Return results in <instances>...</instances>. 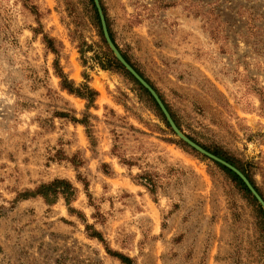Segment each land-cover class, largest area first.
Segmentation results:
<instances>
[{
  "label": "rangeland",
  "instance_id": "374dc122",
  "mask_svg": "<svg viewBox=\"0 0 264 264\" xmlns=\"http://www.w3.org/2000/svg\"><path fill=\"white\" fill-rule=\"evenodd\" d=\"M101 2L178 128L239 162L264 196V0ZM100 45L88 0H0V264H123L85 223L133 264H264L255 204L210 158L168 141L179 137L137 85L90 59ZM57 62L76 86L88 76L92 104L61 89ZM58 112L87 114L93 144ZM56 177L77 188L76 213L62 198L16 200Z\"/></svg>",
  "mask_w": 264,
  "mask_h": 264
},
{
  "label": "trees",
  "instance_id": "16d2710c",
  "mask_svg": "<svg viewBox=\"0 0 264 264\" xmlns=\"http://www.w3.org/2000/svg\"><path fill=\"white\" fill-rule=\"evenodd\" d=\"M88 3L90 5V9L92 12V19L98 29V34L100 37V42L101 45L99 46V52H96V54L91 57L90 59L94 60L96 62V64H98L102 69H107L110 71H114V72H118V73H123L125 76L129 77L138 87V90L140 91L141 94L147 96L149 98V100H151L152 104L154 105V107L156 108V110L158 111L159 116L162 118V120L164 121V123L166 124L167 128L170 129L171 133L174 134V132L172 131L170 125L168 124L164 114L162 113L161 109L159 108L157 102L155 101V99L152 97V95L149 93V91L144 88L121 64L120 62L116 59V57L114 56L113 52L111 51V49L108 47L106 40L103 36V31H102V26H101V21H100V17L96 8V5L94 3V0H88ZM101 9L103 11L104 17H105V22H106V26H107V30L109 33V36L112 40V42L114 43V45L116 46V48L119 50V52L121 53V55L123 56V58L138 72V74L144 78L151 86L152 88L157 92L158 96L160 97V99L162 100V102L164 103L165 107L167 108L168 112L171 114V117L173 118L174 122L176 123V125L181 129V126L179 125V123L177 122V120L175 119L174 115L172 114L169 106L167 105V103L164 101V99L162 98V96L159 94L158 90L156 89V87L135 67V65L130 61V59L128 58V56L119 48V46L117 45L115 38L113 36V32L111 30L110 24H109V20L107 18L106 12H105V8L103 6V3L101 2V0H99ZM43 41L46 45V47L51 50L54 54L58 55V48L55 45V41L53 38L49 37L48 35L44 34L43 35ZM86 47V48H85ZM90 45L87 44L86 42H83L80 44L79 46V52L80 54L84 57L85 53L89 50ZM86 58H83V63H86ZM54 70L56 75L60 78V87L63 90H66L69 94H74L80 98H83L85 100H87L88 104H92L95 100V97L97 95V92L89 86V80H88V76L84 73V78L86 79L85 82L81 83L80 85L76 86L74 81L69 79L68 76L63 72L62 68L60 67V65L57 63H55L54 65ZM57 116L62 117V118H68L71 121H73L74 123H81L85 126L88 137L90 138L92 144L94 141V136L91 133V125L89 122V116L87 114H84L82 118H76L75 116L69 115L67 112H58ZM182 130V129H181ZM191 140H193L194 142H196L197 144H199L200 146H202L204 149H206L207 151L211 152L212 154L224 159L225 161L229 162L230 164H232L233 166H235L237 169H239L246 177L247 179L250 181V183L252 184V186L255 188V190L258 192V194L262 197V199L264 200V196L261 193V191L259 190V188L256 186L255 182L253 181V179L249 176L248 172L243 168V166L238 162H236L235 160H233L232 158H230L229 156L225 155L223 151L219 150V149H211L207 146H205L204 144L198 142L195 138H193L191 135L186 134ZM170 142H173L175 144H177L178 146H180L181 148L185 149V150H189L192 151L193 153H196L198 155H200L194 148H192L191 146H189L187 143H185L184 141L178 139V138H171V140H168ZM206 159H209L205 156H203ZM211 162H213V164L215 166H217L220 170H222L233 182L234 184L237 186V188H239V190H241L252 202L253 204H255V206L257 207V211L259 212V214L261 215L262 219H263V224H264V209L262 208V206L260 205V203L257 201V199L252 195V193L250 192V190L247 188V186L245 185V183L242 181V179L232 170H230L228 167L224 166L223 164L214 161L212 159H209ZM125 163L127 164H132L130 161L124 159L123 160ZM73 164L75 166H78L76 162H74V160H72ZM138 177L144 178L145 183L143 185H145L148 190L150 191V193L155 194L156 192V183L149 177L146 176H142L139 175ZM83 185H84V189L87 190V183L83 181ZM77 194V188L72 184V182L66 178H60V177H56L48 182H44V183H40L38 184L34 189H27L23 192H20L17 197L16 200H25L28 198H37L40 197L43 199V201L47 204V205H53L55 202H57L58 199L62 198L65 202V204L68 206V209L71 213H76V210H74V208H72L70 206L71 202L74 200V198L76 197ZM88 196L90 194H87ZM85 230L88 233V236L90 238H96L99 241H102L105 244L106 250L107 252L111 255L114 256L116 258H118L123 264H133V260L127 256L124 255L120 252L117 251H112L107 244L105 243L101 233L94 229V227L92 225H89L87 223H85Z\"/></svg>",
  "mask_w": 264,
  "mask_h": 264
},
{
  "label": "water",
  "instance_id": "95a60500",
  "mask_svg": "<svg viewBox=\"0 0 264 264\" xmlns=\"http://www.w3.org/2000/svg\"><path fill=\"white\" fill-rule=\"evenodd\" d=\"M94 3L96 5L99 17H100V21H101V26H102V31H103V36L106 40V43L108 45V47L111 49V51L113 52L114 56L116 57V59L120 62V64L144 87L146 88L149 93L152 95V97L155 99V101L157 102L159 108L161 109L162 113L164 114L168 124L170 125L171 129L173 130L174 134L177 135L179 137V139H181L182 141H184L185 143H187L189 146H191L192 148H194L195 150H197L198 152H200L201 154L207 156L208 158L217 161L221 164H223L224 166L228 167L230 170H232L233 172H235L241 179L242 181L245 183V185L247 186V188L250 190V192L252 193V195L257 199V201L260 203V205L262 206V208L264 209V200L262 199V197L258 194V192L255 190V188L252 186V184L250 183V181L247 179V177L239 170L237 169L235 166H233L232 164H230L229 162L225 161L224 159L212 154L211 152L207 151L206 149H204L203 147H201L200 145H198L197 143H195L193 140H191L188 136H186L176 125V123L174 122L173 118L171 117V114L168 112L167 108L165 107L164 103L162 102V100L160 99V97L158 96L157 92L152 88V86L144 79L142 78L138 72L123 58V56L121 55V53L119 52V50L116 48V46L114 45V43L112 42L108 30H107V26H106V22H105V17L103 14V11L101 9L99 0H94Z\"/></svg>",
  "mask_w": 264,
  "mask_h": 264
}]
</instances>
